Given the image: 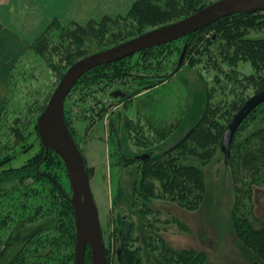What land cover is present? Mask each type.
<instances>
[{
	"label": "rangeland",
	"instance_id": "obj_1",
	"mask_svg": "<svg viewBox=\"0 0 264 264\" xmlns=\"http://www.w3.org/2000/svg\"><path fill=\"white\" fill-rule=\"evenodd\" d=\"M134 1L73 0L61 27L99 21L105 15L125 16ZM215 1L202 0V3L206 6ZM262 16L256 22L264 21ZM151 29L126 19L112 29L122 38L115 45ZM48 37L51 46L57 47L62 41L55 30ZM246 38L264 39V28L249 30ZM207 39L210 44L197 45L192 54L184 56L174 74L181 41L175 46L173 41L166 43L167 49L175 47V52L168 56L167 50L162 54L160 49H148L124 58L128 72H124L123 79L93 80L97 76L89 71L66 97L65 122L86 165L93 169L90 187L98 209L103 245L111 258L109 264H123L124 241L132 264H165L159 258V249H155L154 243L150 245L154 236H162L173 250L204 252L207 264H264L234 234L232 177L219 145L215 156L206 163L191 157L180 161L200 168L204 175L205 195L196 210L189 211L165 200L143 201L133 194L142 165L141 161L132 160L135 156L155 157L172 148L194 126L205 106L225 110L258 92L256 87L245 84V77L254 73L251 63H230L233 49L226 47L220 34L210 33ZM115 45L108 47L89 41L84 48L85 56ZM68 61L57 52L39 58L29 47L9 71L7 96L0 115V264L9 263L17 254L21 257L20 264H74L75 219L73 223L66 217L61 206L64 198L70 202L72 197L66 169L59 156L52 153L45 156L36 127L61 77L77 60L70 64ZM109 94L121 97L112 99ZM111 118L118 135L115 143L108 136ZM263 120L262 104L241 126L237 136L244 137ZM26 165L34 166L41 176L22 180L5 176L9 169L20 168L23 176L29 174ZM255 204L257 221L253 224L259 227L264 225V188L256 190ZM126 224L130 229L127 240L123 237Z\"/></svg>",
	"mask_w": 264,
	"mask_h": 264
},
{
	"label": "trees",
	"instance_id": "obj_2",
	"mask_svg": "<svg viewBox=\"0 0 264 264\" xmlns=\"http://www.w3.org/2000/svg\"><path fill=\"white\" fill-rule=\"evenodd\" d=\"M204 5L202 0H135L127 14L122 17L105 15L99 21L89 20L85 24L77 23L68 28L61 27L62 21L53 20L39 39L32 43L30 50L39 58L57 52V55L62 56L63 59L67 58L69 60L68 64H70L86 55L84 48L89 41H97L100 45L108 47L119 43L122 38H119L120 34L115 33L112 29L116 26L119 27V24L126 19L136 22L142 28L153 29L185 18ZM260 14L264 16V11L226 16L194 33L173 41L174 46L178 41L182 42V45L177 47L181 49H179L180 56L186 43L185 57H187L188 54H192L197 45L200 46L205 42L206 45L210 44L207 39L208 34H220L225 39L226 47L233 49L232 57L228 60L230 63L233 64L235 61L251 63L254 73L245 77L246 86H254L257 91L262 90L264 89V39L246 38L249 30L264 28L263 20L256 22ZM52 30H55L62 37V41L59 42L57 47L51 46L52 40L50 41V37H48ZM105 39L108 42H105ZM166 45L152 47L149 50L160 49L159 51L162 54L167 50V56L172 54L173 50V53L175 52L174 46L170 50V48L167 49ZM221 54L223 56L224 51ZM126 59L93 69L92 71L95 72L97 78L93 77L92 79L105 77L114 81L113 78H126L123 75L125 71L128 72ZM244 100L243 98L236 101L225 110L205 106L204 110L202 108L200 115H198L196 123L191 127L190 134L183 142L161 155L143 161L140 170L141 177L133 188V194L137 195L136 198H142L143 201L147 199L165 200L189 211L196 210L201 205L205 195L204 175L200 168L194 165H185L180 161L187 157L197 159L203 163L211 160L217 153L225 124ZM260 107L255 109L236 131L231 144L228 165L233 183L234 204L232 215L234 234L247 250L254 253L264 263V225L255 227L253 224L257 221L255 193L257 189L264 188V120L262 124L244 137L239 138L237 136L241 126ZM172 126L171 128H173ZM50 153L58 156L50 150L45 151V156L47 157ZM25 168L30 169L29 174L23 176V168H20L16 170L9 169L5 176L18 180L35 175L41 176V173L34 166L26 165ZM86 169L90 176L92 169L88 167ZM61 206L62 213L66 217H70L74 223L73 208L67 198H64ZM150 241V245L154 243L155 249H159V258L165 264H207L206 255L202 251L192 249L173 250L162 236H154ZM125 246L126 242L124 241L121 263L132 264L130 253ZM105 254L110 262L111 258L108 251L105 250ZM20 263L21 257L17 254L7 264ZM84 264H91L88 248L84 255Z\"/></svg>",
	"mask_w": 264,
	"mask_h": 264
},
{
	"label": "water",
	"instance_id": "obj_3",
	"mask_svg": "<svg viewBox=\"0 0 264 264\" xmlns=\"http://www.w3.org/2000/svg\"><path fill=\"white\" fill-rule=\"evenodd\" d=\"M262 11H264V0H217L179 21L155 27L140 36L104 51L84 56L72 64L63 74L38 117L36 127L45 150L57 154L66 169L72 192L70 202L73 207L76 227L74 264H84L87 248L89 249L91 264L109 263L105 255L98 209L91 191L85 162L64 119V103L71 89L83 75L97 67L181 39L226 16ZM185 49L186 44L179 57L177 68L183 62ZM262 104H264V89L245 100L225 126L219 149L223 153L226 163L229 162L231 144L239 126ZM190 132L191 130L172 148L183 142ZM137 158L140 159L139 156ZM146 158H149V155L141 156L142 160ZM128 232L129 225H125L123 230L125 240L128 239ZM117 260L119 261V252L117 253Z\"/></svg>",
	"mask_w": 264,
	"mask_h": 264
},
{
	"label": "crops",
	"instance_id": "obj_4",
	"mask_svg": "<svg viewBox=\"0 0 264 264\" xmlns=\"http://www.w3.org/2000/svg\"><path fill=\"white\" fill-rule=\"evenodd\" d=\"M72 5L73 0H0V115L14 62L49 23L66 20Z\"/></svg>",
	"mask_w": 264,
	"mask_h": 264
},
{
	"label": "flooded vegetation",
	"instance_id": "obj_5",
	"mask_svg": "<svg viewBox=\"0 0 264 264\" xmlns=\"http://www.w3.org/2000/svg\"><path fill=\"white\" fill-rule=\"evenodd\" d=\"M263 12V11H262ZM186 44V43H185ZM186 47H187V44H186ZM183 50V49H182ZM186 50V49H185ZM181 55V54H180ZM184 56H185V53H184ZM180 57V56H179ZM179 60V59H178ZM183 63V62H182ZM177 64H178V61H177ZM177 64H176V69H175V71L172 73V74H174V73H176L177 72V70L181 67V65H180V67H178L177 68ZM98 68V67H97ZM96 69V68H95ZM92 71V70H91ZM144 85H148V84H144ZM155 87H157V88H159L160 86L159 85H154ZM154 86H152V87H149L148 88V90H151ZM144 87H146V86H144ZM146 90V89H145ZM110 96H111V98L112 99H116V98H120L121 97V95L120 94H109ZM115 97V98H114ZM140 101H145V100H143V99H140ZM150 103H151V101H150ZM156 104L155 105H153V104H150V105H153L154 107L155 106H157V102H155ZM149 107V106H148ZM150 108V107H149ZM70 131V130H69ZM108 131H109V134H108V136H109V138H110V141L111 142H113V143H115L116 141H117V131H116V126L114 125V120L111 118V119H109V123H108ZM73 137V136H72ZM74 139V138H73ZM143 155H145V154H141V155H137V156H135L132 160H134V161H141V162H143V161H145V160H147V159H149L150 158V156H149V158H146L145 160H142L141 159V156H143ZM148 155V154H147ZM83 156V155H82ZM140 157V159H138L137 157ZM84 158V157H83ZM127 159H130V158H127ZM131 160V161H132ZM85 162V161H84ZM85 166H86V168L88 167L87 165H86V163H85ZM88 168H90V167H88ZM92 169V168H91ZM87 170V169H86ZM93 170V169H92ZM92 174H93V171H92V173H91V175L89 176V179H90V177H92ZM126 225H129V224H126ZM125 227V226H124ZM101 229V228H100ZM130 230V229H129ZM104 250H105V248H104ZM106 255V254H105ZM107 258V257H106ZM108 260V259H107ZM108 263H109V261H108Z\"/></svg>",
	"mask_w": 264,
	"mask_h": 264
}]
</instances>
